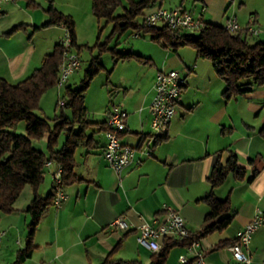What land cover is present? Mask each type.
<instances>
[{"label": "crops", "instance_id": "crops-1", "mask_svg": "<svg viewBox=\"0 0 264 264\" xmlns=\"http://www.w3.org/2000/svg\"><path fill=\"white\" fill-rule=\"evenodd\" d=\"M191 1L197 12L189 10L201 13L206 22L222 25L234 16L240 26L251 23L264 26L259 9L241 16L242 7L236 11L231 0ZM50 6L76 16L73 11L62 9L56 0H11L2 5L1 78L14 83L28 76L59 42L62 25H43L49 18ZM160 6L163 7V0L148 8L146 13ZM89 13L85 10L84 14L88 16ZM13 16L24 17L12 19ZM42 31L47 33L44 40ZM151 41L157 45L137 42L135 51L117 45L113 47L116 52H133L140 57L117 59L112 51L114 64L111 71L117 75L108 77L105 84L106 87L111 85L108 91H115V95L105 96L101 107L85 105L86 133L92 135L93 140L91 146H79L73 154L78 179L63 185L66 197L60 207L51 204L46 208L33 231L30 254H23L20 260L18 254L27 247L28 232L24 243L16 241L19 247L13 251L15 256L10 264H101L107 256L110 259H136L147 264L152 252L136 242V231L116 230L109 226L110 222L120 215L134 224L161 222L165 204L180 212L192 233L199 232L209 210L202 199L211 190L207 177L218 156L220 162H224L232 150L245 172L242 177L229 173L225 181L212 190L217 198L228 199L227 215H231V220L225 227L214 228L199 237V243L207 264H237L229 249L231 241L257 209L264 211V86L227 99L223 96L225 82L215 73L210 60L197 58L195 50L185 46L173 50ZM74 46H77V36ZM132 61L138 65L135 67L139 75L135 80L130 79ZM142 65L145 68H141ZM161 69H176L185 81L166 132L154 137L149 131L152 128L148 106L154 94L156 73ZM117 104L127 111L125 129L119 140L137 148L133 161L119 174L101 154L106 115ZM244 109L252 115V121L243 117ZM259 124L262 125L258 127ZM43 139L44 144L39 148L44 147L42 150L46 151L47 138ZM63 140L61 134L58 146ZM143 148H148L150 154L139 152ZM137 159H140L138 164L135 163ZM249 159L253 162L247 161ZM54 169L55 162L45 167L37 189L40 196L52 191ZM25 194L23 198L19 196L13 212H0V230L4 231L0 243L6 234H21L24 227H28L31 217L23 209L33 197L31 186ZM162 239L159 238L161 244ZM173 247H179L178 254L185 251L184 244ZM2 251L3 246L0 253ZM248 252L251 264H264V224L253 232ZM168 254L164 264H180L178 257L171 260Z\"/></svg>", "mask_w": 264, "mask_h": 264}, {"label": "trees", "instance_id": "trees-1", "mask_svg": "<svg viewBox=\"0 0 264 264\" xmlns=\"http://www.w3.org/2000/svg\"><path fill=\"white\" fill-rule=\"evenodd\" d=\"M160 0H91V12L97 20L105 19L113 24L110 35L121 34L128 26L134 33L148 32L150 38L161 45L177 50L181 46H191L197 58L208 59L212 63L215 73L224 80L223 96L242 95L253 91L256 87L264 86V39H254L244 30L228 31L223 25L206 22L201 29L185 30L171 29L164 25L148 27L144 24L143 16L146 10ZM184 0H181V4ZM179 4V5H181ZM120 12L117 13V10ZM49 18L44 26L60 24L68 28L73 46L76 44L75 21L69 14L48 9ZM115 52V58L137 57L133 52ZM62 50L59 42L51 52L44 55L40 65L28 76L11 83L0 77V212L11 213L14 205L25 185L33 189V197L23 209L31 220L28 223L27 247L19 252V260L23 254H30L33 231L42 214L49 205L53 204V190L45 196L37 192L45 173L47 160L59 164L62 168L63 185L78 179L75 172L77 162L74 153L77 147H88L92 144V135L86 133L88 121L84 103L86 87L102 64L98 58H93L85 71L80 86L72 88L65 85L59 100H63L59 114L52 119L37 113L42 94L56 85ZM69 108L71 116H67L63 108ZM23 122L24 133L18 132L17 127ZM105 129V128H104ZM64 140L58 146L59 136ZM46 137V151L33 143L35 140ZM250 163L252 159L247 160ZM245 168L238 164L237 155L229 151L224 162L218 156L207 179L210 192L202 199L209 206L205 215V225L193 233L192 239L209 233L214 228L225 227L231 220L228 199H219L213 189L221 185L229 173L242 177ZM218 218L210 222L211 219ZM158 252H152L147 264H164L169 249L177 244H186L183 238L164 237ZM233 241V240H232ZM231 241V242H232ZM17 260V261H19ZM101 264H144L140 260L110 259L108 256Z\"/></svg>", "mask_w": 264, "mask_h": 264}, {"label": "built area", "instance_id": "built-area-1", "mask_svg": "<svg viewBox=\"0 0 264 264\" xmlns=\"http://www.w3.org/2000/svg\"><path fill=\"white\" fill-rule=\"evenodd\" d=\"M7 1L11 0H0V12L2 5ZM201 16V13L195 14L190 10L182 8L181 5L173 6L172 8L160 6L145 13L143 21L148 27L164 25L171 29L180 28L188 31L201 29L204 26L205 21ZM222 25L228 31L244 30L255 37L264 33V28L253 23L240 26L234 16L227 18ZM62 27L63 35L59 40L62 58L55 85L58 87L57 89L64 87L70 75L80 66L79 54L73 49L70 32L67 27ZM134 36H138V33H134ZM184 81V78L180 76L176 69H161L157 71L153 84L154 94L148 106L151 115L150 125L154 137L166 132L168 124L175 114L178 97L180 96ZM59 104L62 105L63 100L60 99ZM126 112L119 105H113L107 112L103 132L105 143L101 154H103L104 159L112 170L118 174L133 161L137 149L135 146L119 140L120 134L125 129ZM139 150L142 154H150L148 148ZM139 162L140 159L135 161L136 164ZM52 163L53 161L47 160L44 166L49 167ZM51 176L53 205L60 207L66 195L63 189L62 168L59 164L55 163V169ZM163 211L164 219L161 222H156L155 220L152 223L142 221L140 224H134L120 215L115 217L109 226L116 230H135L136 242L151 252L159 251L161 247L159 238L174 237L186 239L188 242L185 244V251L179 254V263L207 264L199 238L192 239L193 233L187 227L180 212L176 208L165 204H163ZM262 224H264V211L257 209L254 216L236 232L233 241L229 245V249L237 264H251V256L248 252L249 242L253 232ZM3 233L4 231L0 230V240Z\"/></svg>", "mask_w": 264, "mask_h": 264}, {"label": "rangeland", "instance_id": "rangeland-1", "mask_svg": "<svg viewBox=\"0 0 264 264\" xmlns=\"http://www.w3.org/2000/svg\"><path fill=\"white\" fill-rule=\"evenodd\" d=\"M234 1L235 9L242 7L241 16H247V11H255L256 9H259L261 20H264V0H231ZM56 3L60 5L62 9L65 10H71L73 13H75L76 16H72L75 21V32L77 36V46L74 48L79 54L80 58V68H78L70 77L68 78L69 85L72 88L78 87L82 83V79L85 76V71L88 68L89 64L92 62L93 58H98V61L102 64V67L94 73L92 78L89 80L88 87H86L85 96H84V103L86 106H90L91 104L95 107H101L103 105V98L107 97H114L115 91H108V87L110 88L111 85L107 84L108 87H106V81L108 77L114 78L116 77L117 73L114 71L112 72L111 69L113 67V59H112V51L111 48H113L115 45L118 47H123L124 49H129L135 51V44L137 42H148L147 45L153 46L156 42L151 41L150 35L148 32L141 31L139 32L138 37L134 36V29L131 26H128L121 34H113L110 35L113 24L106 22L105 19L97 20V18L92 14L91 12V0H56ZM181 3V0H163V7H173ZM191 0H184L182 2V8H185L187 10L194 9L197 12V8L192 7L193 4H191ZM241 4V5H240ZM85 10L89 11V15L85 16ZM120 12V9L117 10V13ZM231 11H228V14H230ZM246 13V14H245ZM24 16H13L12 19H20ZM264 25V24H262ZM259 26V25H258ZM261 28H264V26H260ZM42 38L44 40L45 37H47V33L45 31H42L41 33ZM63 35V30L61 31L60 37ZM254 39H264V33H261L259 36H256V38H252L251 41ZM153 42V43H152ZM157 45V44H156ZM155 46V45H154ZM189 50H194L191 46H185ZM144 53L146 50H144ZM207 61V60H204ZM135 61H132L130 64V79L135 80L137 79V76L139 75L136 69L138 65H135ZM145 68L143 65L141 68ZM111 75V76H110ZM67 81V82H68ZM57 86H54L52 88L47 89L41 96L39 101V109H37V113L42 114L43 116H46L49 119H52L55 114H59L61 111V107L59 106L58 99L63 94L64 88L57 89ZM121 92V91H120ZM119 97V96H118ZM100 105V106H99ZM118 105V104H117ZM233 106V103H231ZM236 108L237 105H236ZM63 111L71 116V111L69 108H63ZM244 115L243 117H247L249 120L252 121L253 117L252 115H249L245 109L242 113ZM262 124H259L258 127H260ZM238 127V124H237ZM18 132L24 133L23 129V122H20L18 124L17 129ZM153 133V131L150 129ZM45 139H39L35 140L33 143H35L36 147L43 146ZM42 149H45L44 147ZM30 185H25L22 193L20 194V197L23 198L25 196V192L29 190ZM20 198V199H21ZM21 234H6L2 238V241L0 243V247L3 246V251L0 253V263L7 261V263L10 264L13 257V251L16 250L17 247H19L16 244V241H22V243L25 242V238L27 236L28 227H24V230H22ZM19 243V242H17ZM179 247L171 248L168 257H171V260L179 257ZM146 252V251H145ZM144 255V253H143Z\"/></svg>", "mask_w": 264, "mask_h": 264}]
</instances>
